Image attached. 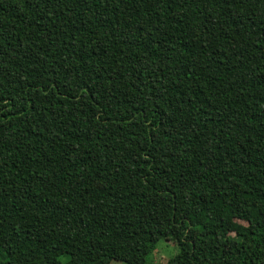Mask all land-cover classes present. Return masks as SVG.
Wrapping results in <instances>:
<instances>
[{"label": "trees", "instance_id": "trees-1", "mask_svg": "<svg viewBox=\"0 0 264 264\" xmlns=\"http://www.w3.org/2000/svg\"><path fill=\"white\" fill-rule=\"evenodd\" d=\"M162 239L264 264V0H0V264Z\"/></svg>", "mask_w": 264, "mask_h": 264}, {"label": "rangeland", "instance_id": "rangeland-1", "mask_svg": "<svg viewBox=\"0 0 264 264\" xmlns=\"http://www.w3.org/2000/svg\"><path fill=\"white\" fill-rule=\"evenodd\" d=\"M100 186V184H99ZM178 248L174 244V242L166 241L164 239L160 240L157 244L156 250L150 256V263L149 264H164L167 259L171 258L175 254H177ZM64 258H61L63 261ZM112 264H124L121 262H112Z\"/></svg>", "mask_w": 264, "mask_h": 264}]
</instances>
